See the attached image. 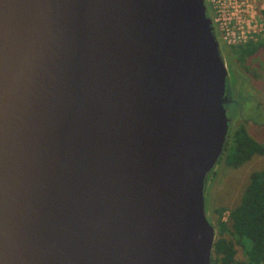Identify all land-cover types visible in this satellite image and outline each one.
<instances>
[{
  "label": "water",
  "instance_id": "water-1",
  "mask_svg": "<svg viewBox=\"0 0 264 264\" xmlns=\"http://www.w3.org/2000/svg\"><path fill=\"white\" fill-rule=\"evenodd\" d=\"M206 0H0V264H210L232 117Z\"/></svg>",
  "mask_w": 264,
  "mask_h": 264
},
{
  "label": "rangeland",
  "instance_id": "rangeland-1",
  "mask_svg": "<svg viewBox=\"0 0 264 264\" xmlns=\"http://www.w3.org/2000/svg\"><path fill=\"white\" fill-rule=\"evenodd\" d=\"M261 3H264V0H256L255 6L258 8ZM217 40L222 49L228 75H231L230 84L238 80L235 82L236 84L238 82L237 87L236 84H233L236 93L239 92V84L243 83V92L237 97L239 102L237 105L240 106V112L243 111V113L231 116V130L243 125L251 137L264 142V107L262 108L261 105L255 103L259 101L260 104L264 105V35H257L254 41H249L248 43L258 44V48L252 55L246 56L243 54L240 59L236 58V48L245 46L247 43L227 45L221 41L218 34ZM237 105L232 106V111L235 113L238 112ZM261 169H264V154H255L251 159L237 167L226 163L224 155L218 157L214 167L207 173L205 179L207 180L205 185V211L212 224H214L216 218L215 210L225 208L226 211L222 215L225 219L228 210L239 203L249 181L250 173ZM237 256L239 258L243 256V252L239 247Z\"/></svg>",
  "mask_w": 264,
  "mask_h": 264
},
{
  "label": "trees",
  "instance_id": "trees-1",
  "mask_svg": "<svg viewBox=\"0 0 264 264\" xmlns=\"http://www.w3.org/2000/svg\"><path fill=\"white\" fill-rule=\"evenodd\" d=\"M207 13L210 17L208 8ZM257 48L258 44L247 43L234 52L240 59L243 54L252 55ZM255 154H264V142L251 137L239 125L227 135L220 157L224 155L226 163L237 167ZM215 211L210 264H264V169L250 173L239 203L228 210L225 219L222 216L225 208ZM238 247L243 252L242 258L237 256Z\"/></svg>",
  "mask_w": 264,
  "mask_h": 264
},
{
  "label": "built area",
  "instance_id": "built-area-1",
  "mask_svg": "<svg viewBox=\"0 0 264 264\" xmlns=\"http://www.w3.org/2000/svg\"><path fill=\"white\" fill-rule=\"evenodd\" d=\"M206 3L224 44L242 45L254 41L257 35H264V3L258 8L256 0H207Z\"/></svg>",
  "mask_w": 264,
  "mask_h": 264
},
{
  "label": "flooded vegetation",
  "instance_id": "flooded-vegetation-1",
  "mask_svg": "<svg viewBox=\"0 0 264 264\" xmlns=\"http://www.w3.org/2000/svg\"><path fill=\"white\" fill-rule=\"evenodd\" d=\"M231 65V64H230ZM231 67H232V65H231ZM230 79H231V75L229 76V82H230ZM236 81H238V80H235L234 82H233V84H236L235 82ZM233 84L231 83L230 84V86H229V89H228V95H227V97H228V102L226 103V106H227V108H228V110H229V113H230V115L231 116H234L235 114H237V115H239L240 113H243V111H241L240 112V106L239 105H237L239 102H238V99H237V97L239 96V95H241V93L243 92V88H242V84L240 85L239 84V86H238V89H239V94L238 93H236V89H234L233 88ZM237 84H238V82H237ZM237 84H236V87H237ZM249 94V93H248ZM247 94V95H248ZM255 103H258L257 105H261L262 106V108L264 107V105H262V104H260L259 103V101L258 102H255ZM235 105H237V110H238V112L237 113H235V112H233L232 111V106L233 107H235ZM249 119V118H248ZM249 121H251L250 119H249Z\"/></svg>",
  "mask_w": 264,
  "mask_h": 264
}]
</instances>
